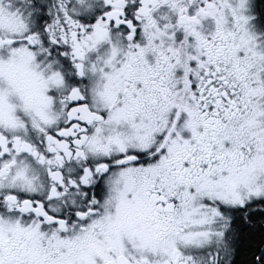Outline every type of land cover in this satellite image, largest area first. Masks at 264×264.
I'll return each mask as SVG.
<instances>
[{
	"label": "snow or ice",
	"instance_id": "obj_1",
	"mask_svg": "<svg viewBox=\"0 0 264 264\" xmlns=\"http://www.w3.org/2000/svg\"><path fill=\"white\" fill-rule=\"evenodd\" d=\"M0 264H264V0H0Z\"/></svg>",
	"mask_w": 264,
	"mask_h": 264
}]
</instances>
